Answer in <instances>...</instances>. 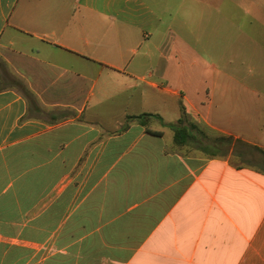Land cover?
Returning a JSON list of instances; mask_svg holds the SVG:
<instances>
[{"label":"crops","instance_id":"1","mask_svg":"<svg viewBox=\"0 0 264 264\" xmlns=\"http://www.w3.org/2000/svg\"><path fill=\"white\" fill-rule=\"evenodd\" d=\"M170 2L0 0V264H264V29Z\"/></svg>","mask_w":264,"mask_h":264},{"label":"rangeland","instance_id":"2","mask_svg":"<svg viewBox=\"0 0 264 264\" xmlns=\"http://www.w3.org/2000/svg\"><path fill=\"white\" fill-rule=\"evenodd\" d=\"M151 1L154 2V0ZM170 1L169 4L172 7V11H177V23H182L183 19L186 18L187 20V18H189V13H195L199 10L195 7V4L193 6L194 0H175L174 3H172V0ZM215 4L216 8H219V11L222 12L224 16L228 17V19L234 23L238 21L243 30L246 29L247 31L250 28L249 24L254 22L257 27L264 29V0H216ZM161 18L167 22L169 20L170 22L172 21V23H175L171 17H168L167 13H163ZM257 38L258 37L256 36V43ZM261 40H263L262 44L264 45V35L261 36ZM231 41H233V43L232 45L231 43L229 45L227 59H230L232 62H237L239 60V55L241 54L240 51L242 50V55L244 54V57L248 58V60L250 59L249 64L251 65V62L255 57L254 42L247 39L245 46L243 47L242 45L239 46L236 37L235 39H231ZM214 60L215 62L218 60L216 53L214 55Z\"/></svg>","mask_w":264,"mask_h":264},{"label":"trees","instance_id":"3","mask_svg":"<svg viewBox=\"0 0 264 264\" xmlns=\"http://www.w3.org/2000/svg\"><path fill=\"white\" fill-rule=\"evenodd\" d=\"M0 67L3 70V74L5 76H9V73L6 70L5 65H4V63L2 61H0ZM12 82L14 83V85H16L17 87H19L21 89L22 93L25 96H28V95L31 94L29 92V90L27 89V87L24 85V83L18 77L12 78ZM146 116H149V115L129 116V117H127V119H129V120H137L139 118H144ZM184 133H185V130H183V129H177V130L175 129V135L177 136V140L180 139V138L182 139Z\"/></svg>","mask_w":264,"mask_h":264}]
</instances>
